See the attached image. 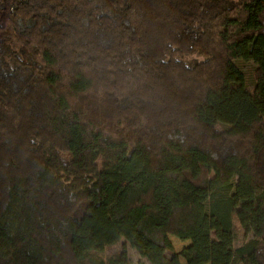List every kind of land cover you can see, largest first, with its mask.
<instances>
[{
	"label": "trees",
	"instance_id": "1",
	"mask_svg": "<svg viewBox=\"0 0 264 264\" xmlns=\"http://www.w3.org/2000/svg\"><path fill=\"white\" fill-rule=\"evenodd\" d=\"M120 241L264 264V0H0V264Z\"/></svg>",
	"mask_w": 264,
	"mask_h": 264
},
{
	"label": "rangeland",
	"instance_id": "2",
	"mask_svg": "<svg viewBox=\"0 0 264 264\" xmlns=\"http://www.w3.org/2000/svg\"><path fill=\"white\" fill-rule=\"evenodd\" d=\"M238 66L242 71V73L244 74L245 82L248 89L251 90L253 85V70H254L253 65L251 63L240 62ZM170 241L172 243L174 251L177 253L181 252L183 249L190 246L189 242H182L176 237H170ZM241 242H242V235L239 234L234 246L238 247L241 244ZM116 254L120 255L122 260L126 262H130L131 264H140V263L149 264V262L144 257L141 256V253L132 249L124 241H120L116 245L106 248L104 252V256H112ZM180 262L181 264H185V261L182 258H180Z\"/></svg>",
	"mask_w": 264,
	"mask_h": 264
}]
</instances>
